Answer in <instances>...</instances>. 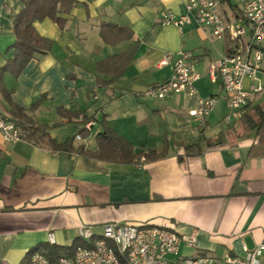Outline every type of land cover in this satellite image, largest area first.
Masks as SVG:
<instances>
[{
	"label": "crops",
	"instance_id": "0c3cea01",
	"mask_svg": "<svg viewBox=\"0 0 264 264\" xmlns=\"http://www.w3.org/2000/svg\"><path fill=\"white\" fill-rule=\"evenodd\" d=\"M184 2L77 0L62 16L63 29L49 19L33 23L53 47L36 54L17 79L4 73L0 80V111L20 131L15 144L0 138V264H20L31 248L49 244L50 235L53 245L70 246L81 226L96 240L107 223L151 225L192 236L197 248L181 244L184 257H242L243 249L264 244V129L246 130L240 121L244 114L254 118L256 108H263L264 55L256 82L262 93L237 118L225 122L229 110L223 90L208 68L229 46L195 26L179 30L159 22L161 11L183 14ZM22 7L19 0H0V68L11 58L12 20ZM218 11L225 21H234L238 0H220ZM104 23L128 28L133 36L106 44L99 36ZM132 49L135 53L123 71L118 64L117 72L102 65ZM179 51L195 58L200 76L194 83L196 93L164 100L137 96L171 75L170 66L159 63ZM252 84L246 80L244 87ZM211 97L216 103L202 123L190 116L201 100ZM12 105L45 126L55 144L72 140L73 149L94 152L104 120L131 144L135 155L163 149L165 155L119 164L54 151L25 139L18 124L24 120L13 114ZM58 108L81 115L66 122ZM82 116L97 119L86 137L79 134ZM209 141L215 143L209 146ZM197 142L200 153L187 155L184 146Z\"/></svg>",
	"mask_w": 264,
	"mask_h": 264
},
{
	"label": "built area",
	"instance_id": "2783aa9c",
	"mask_svg": "<svg viewBox=\"0 0 264 264\" xmlns=\"http://www.w3.org/2000/svg\"><path fill=\"white\" fill-rule=\"evenodd\" d=\"M219 6L220 0H185L183 14L177 16L170 11H161L159 22L162 26L173 25L179 30L185 26H195L208 31L213 39L229 46L228 52L208 68L212 79H218L221 84L229 110L224 121L229 122L237 118L244 107L263 91L261 84L256 82L264 55V0H238L237 17L232 22L225 21L218 11ZM246 36L248 39L243 42ZM194 59L193 54L187 51L166 54L159 64L170 66L171 75L148 86L137 96L164 100L171 95H194V83L200 78L194 69ZM246 80L253 82L247 89L244 87ZM215 103L213 97L203 99L189 114L202 123ZM96 121V118H92L83 128L90 132ZM0 138L7 145L20 140L19 128L1 111ZM78 237L88 242L93 235L88 228L81 226L78 228ZM48 242L54 244L52 235ZM181 244L197 248L192 236H181L164 228L107 223L102 226L100 236L91 247H78L71 257L62 256L55 262L35 252L30 264H263L264 244L253 250L243 249L242 257L227 255L222 259L207 255L181 256Z\"/></svg>",
	"mask_w": 264,
	"mask_h": 264
},
{
	"label": "trees",
	"instance_id": "16d2710c",
	"mask_svg": "<svg viewBox=\"0 0 264 264\" xmlns=\"http://www.w3.org/2000/svg\"><path fill=\"white\" fill-rule=\"evenodd\" d=\"M23 7L13 17L12 27L15 41L10 47L12 51L11 58H9L5 64L0 68V80L4 73H9L13 78L17 79L27 64L33 59L36 54H45L53 47V42L49 39L39 36L34 29L33 23L36 21H42L49 19L54 22L60 29H63L66 21L63 15H68L73 7L77 4V0H19ZM99 36L101 40L110 45H116L122 41L131 39L133 34L128 28L118 27L111 23L101 24L99 30ZM135 53V49L130 52L107 58L102 62V65L109 67L119 66V71L128 65ZM120 74H118L119 76ZM117 74L113 80L116 79ZM4 91V90H3ZM38 105L35 104L34 107ZM11 110L17 118H22V125L25 131V139L34 144L45 143L47 147L54 151H69L75 152L79 155H83L89 158L102 160L111 163L127 164L134 163L144 157L147 161H154L164 157L165 150L157 153L154 150L148 152H141L137 155L133 153V149L130 143L118 136L104 120L101 121L103 125L102 132L96 135L97 149L94 152L85 151L83 147L77 149L72 148V140L67 141L63 144H55L53 141L48 139L45 126L35 124L30 118L24 114V110L11 106ZM59 114L65 115L66 122L71 120H77L81 113L68 111L64 112L62 108H58ZM82 116L80 120L81 128L79 134L86 137L89 133L83 128V125L91 120ZM240 121L244 125L246 130L257 129L260 131L264 129V105L263 108H256L255 117L244 114ZM215 143V142H214ZM209 141V146L214 144ZM217 143V141H216ZM185 153L198 154L201 151V146L197 143L184 146ZM88 243L77 238L70 246H56L48 243H40L35 247L31 248L23 257L20 264H30V259L33 253L40 252L44 254L49 261L55 262L59 257H71L78 247L89 248L93 245V241Z\"/></svg>",
	"mask_w": 264,
	"mask_h": 264
},
{
	"label": "rangeland",
	"instance_id": "374dc122",
	"mask_svg": "<svg viewBox=\"0 0 264 264\" xmlns=\"http://www.w3.org/2000/svg\"><path fill=\"white\" fill-rule=\"evenodd\" d=\"M231 1H236V0H231Z\"/></svg>",
	"mask_w": 264,
	"mask_h": 264
}]
</instances>
